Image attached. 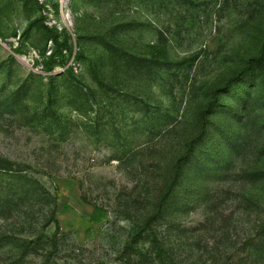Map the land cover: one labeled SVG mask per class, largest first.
Here are the masks:
<instances>
[{"label": "rangeland", "instance_id": "rangeland-1", "mask_svg": "<svg viewBox=\"0 0 264 264\" xmlns=\"http://www.w3.org/2000/svg\"><path fill=\"white\" fill-rule=\"evenodd\" d=\"M0 264H264V0H0Z\"/></svg>", "mask_w": 264, "mask_h": 264}]
</instances>
